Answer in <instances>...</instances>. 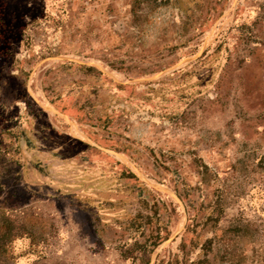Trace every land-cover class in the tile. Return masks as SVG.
Segmentation results:
<instances>
[{"label": "rangeland", "instance_id": "1", "mask_svg": "<svg viewBox=\"0 0 264 264\" xmlns=\"http://www.w3.org/2000/svg\"><path fill=\"white\" fill-rule=\"evenodd\" d=\"M138 215L264 264V0H0V264H144Z\"/></svg>", "mask_w": 264, "mask_h": 264}, {"label": "trees", "instance_id": "2", "mask_svg": "<svg viewBox=\"0 0 264 264\" xmlns=\"http://www.w3.org/2000/svg\"><path fill=\"white\" fill-rule=\"evenodd\" d=\"M138 1V0H137ZM85 71L87 73H95L96 75H102V73L97 70L94 67H84ZM209 168L203 164V168L201 170V174L203 177L208 173ZM130 176H132L130 174ZM214 210L217 211V217L215 218V222L219 220V217L222 212L221 208V200L219 196L215 198V201L213 203ZM152 223V217L151 216H136L130 223L131 227L134 231L138 232L140 231V236H143V241L138 240V238L134 239L131 242H126L121 246L122 252L121 256L124 259H132L133 261L139 260L143 262L144 264H149L150 261V255L154 252V250L164 241H166L169 238V234H161L159 232V228H156L157 231L152 230L151 233L146 236V228L145 226ZM209 246L205 248L204 255L207 254L208 249H210L211 241H208ZM182 247L184 248V242L181 243ZM174 261V260H173ZM177 261V259H176ZM201 262V261H200ZM199 262V263H200ZM178 264V261H177ZM190 264H197V263H190Z\"/></svg>", "mask_w": 264, "mask_h": 264}]
</instances>
